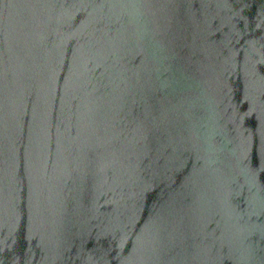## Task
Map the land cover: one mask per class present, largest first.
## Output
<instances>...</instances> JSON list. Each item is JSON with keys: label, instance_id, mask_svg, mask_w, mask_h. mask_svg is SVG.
<instances>
[{"label": "water", "instance_id": "obj_1", "mask_svg": "<svg viewBox=\"0 0 264 264\" xmlns=\"http://www.w3.org/2000/svg\"><path fill=\"white\" fill-rule=\"evenodd\" d=\"M0 264H264V0H0Z\"/></svg>", "mask_w": 264, "mask_h": 264}]
</instances>
